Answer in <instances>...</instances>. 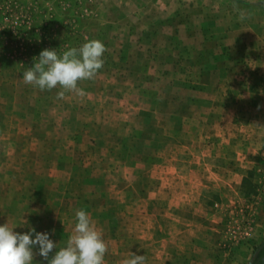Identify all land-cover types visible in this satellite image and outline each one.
<instances>
[{
  "label": "rangeland",
  "instance_id": "374dc122",
  "mask_svg": "<svg viewBox=\"0 0 264 264\" xmlns=\"http://www.w3.org/2000/svg\"><path fill=\"white\" fill-rule=\"evenodd\" d=\"M93 39L105 62L79 82L85 96L23 82L42 50ZM78 209L103 233L105 264L131 253L253 262L264 242V4L0 0V225L48 232L59 249Z\"/></svg>",
  "mask_w": 264,
  "mask_h": 264
},
{
  "label": "clouds",
  "instance_id": "9594fccd",
  "mask_svg": "<svg viewBox=\"0 0 264 264\" xmlns=\"http://www.w3.org/2000/svg\"><path fill=\"white\" fill-rule=\"evenodd\" d=\"M258 2L264 4V0ZM239 18L243 20L246 16L240 12ZM105 51L104 43L95 39L62 54L56 49H44L34 58V65L23 72L22 80L40 91L61 89L57 99H64L66 93L83 97L86 93L79 88V82L96 78L104 66ZM16 227L8 222L0 225V264H33L37 255L47 264H105L108 245L102 231L83 209L75 211L72 233L66 246L59 249L48 232L31 228L22 234L14 231ZM123 264H146V257L131 253Z\"/></svg>",
  "mask_w": 264,
  "mask_h": 264
},
{
  "label": "trees",
  "instance_id": "16d2710c",
  "mask_svg": "<svg viewBox=\"0 0 264 264\" xmlns=\"http://www.w3.org/2000/svg\"><path fill=\"white\" fill-rule=\"evenodd\" d=\"M251 264H264V242L257 248Z\"/></svg>",
  "mask_w": 264,
  "mask_h": 264
},
{
  "label": "crops",
  "instance_id": "0c3cea01",
  "mask_svg": "<svg viewBox=\"0 0 264 264\" xmlns=\"http://www.w3.org/2000/svg\"><path fill=\"white\" fill-rule=\"evenodd\" d=\"M243 249V248H242ZM247 253L245 250L239 251L236 255H235V259L237 258V261H243V259L246 257Z\"/></svg>",
  "mask_w": 264,
  "mask_h": 264
}]
</instances>
